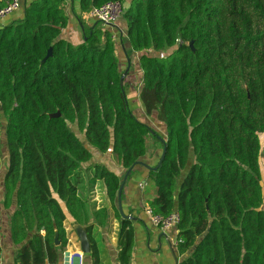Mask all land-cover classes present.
Wrapping results in <instances>:
<instances>
[{"label":"trees","instance_id":"trees-1","mask_svg":"<svg viewBox=\"0 0 264 264\" xmlns=\"http://www.w3.org/2000/svg\"><path fill=\"white\" fill-rule=\"evenodd\" d=\"M21 1L22 18L0 27L3 206L15 203L14 263L60 264L68 219L84 228L97 264L93 230L107 225L110 211L91 210L84 173L89 188L103 181L119 220L117 246L129 254L131 221L116 206L121 178L83 164L91 146L111 149L126 170L138 166L152 135L165 155L147 169L145 206L178 212V264H264V0H78V44L61 37L66 0ZM110 1L128 4L126 59L140 52L139 101L163 135L128 98L110 29L84 24L83 14Z\"/></svg>","mask_w":264,"mask_h":264},{"label":"crops","instance_id":"crops-1","mask_svg":"<svg viewBox=\"0 0 264 264\" xmlns=\"http://www.w3.org/2000/svg\"><path fill=\"white\" fill-rule=\"evenodd\" d=\"M65 10L69 16L68 23L61 31V37L68 40L73 44H78L82 41L83 30L74 12L79 13L78 0H66ZM74 11V12H73ZM23 16V6L12 11L11 13L0 18V27L9 24L13 20L20 19ZM85 26H91L96 20L88 14H83ZM117 26L121 27L123 34L120 35L115 28H108L112 32V37L115 41L116 53L122 69H125L123 83L128 91V98L133 101L136 111H138L143 120L149 122L151 127L160 134H164L163 125L154 120L151 116H146L139 101V89L141 85L142 72L139 68L138 60L140 52L132 51L129 60L126 59V44L125 41V25L122 19H118ZM124 41V42H123ZM139 82V83H138ZM137 83L139 84L137 86ZM137 86V88H136ZM135 87V88H134ZM151 148L146 151L145 156L142 158V163L149 166H154L160 155V146L151 144ZM89 148V146H88ZM93 148V147H92ZM92 157L89 162L84 163L83 167L99 163L104 165L107 169L114 172L119 178H123L126 169L123 168L113 157L111 149L102 153L96 149H91ZM85 174V184H83V192H86L90 200L91 210L106 207L110 211L109 221L105 227H95L93 230L94 239L98 248V261L97 264H178L179 258L177 256L176 248L174 245L175 234L173 231L169 233L167 238L161 231H159L150 222L147 214L145 213V197L143 196L144 190H151L150 185L147 184L148 170L143 165L135 166L130 174L127 176L122 193L121 202L122 208L130 219V227L133 232V246L129 254L122 255L117 246V232L119 228V220H117L112 212L111 203L106 195L105 186L102 180L97 179L91 188L88 187V176ZM90 174H92L90 170ZM84 182V181H83ZM2 184V183H1ZM3 187V185L1 186ZM2 191V192H1ZM0 191V264H15L14 253L17 245L13 244L10 239V232L8 227V220L15 208L13 202L11 207L5 208L3 206V189ZM117 206V202H116ZM118 208V207H117ZM122 219V218H121ZM65 229L68 236V245L62 256L60 264H65L68 255L75 258L78 264V254L82 256V264H93L90 252L82 253L81 248L77 246L72 249L73 243L71 239L76 236L79 246L80 241L76 233V227L70 220H66Z\"/></svg>","mask_w":264,"mask_h":264},{"label":"built area","instance_id":"built-area-1","mask_svg":"<svg viewBox=\"0 0 264 264\" xmlns=\"http://www.w3.org/2000/svg\"><path fill=\"white\" fill-rule=\"evenodd\" d=\"M21 5V0H10L3 8L0 9V18L11 13L12 11L18 9ZM124 11L123 3L119 1H110L102 4L99 7L93 8L88 15L93 17L100 26L103 28H115L120 35L123 34L121 27L117 26V20L121 18ZM145 213L147 214L150 222L159 231H161L167 238H169V233L173 231L176 233V225L179 222V214L176 210H172L169 214L163 216L154 213L150 208L145 206ZM176 244V239L174 238V245ZM78 264H82V256L78 254ZM65 264H76L75 258L68 255L65 260Z\"/></svg>","mask_w":264,"mask_h":264},{"label":"water","instance_id":"water-1","mask_svg":"<svg viewBox=\"0 0 264 264\" xmlns=\"http://www.w3.org/2000/svg\"><path fill=\"white\" fill-rule=\"evenodd\" d=\"M124 5V8L128 7V4L127 3H123ZM189 46L192 48V42H189ZM51 52V49H49L48 53L50 54ZM126 72L123 73V75L121 76L120 80H121V83L124 79V75H125ZM51 116H60V113L59 112H56L54 114H51ZM164 155H165V148L162 149V153L159 157V160L157 162V164L155 166H149V165H146L145 163H142V162H137L138 164L140 165H143L144 167H146L148 170L150 169H156L162 162L163 158H164ZM135 165V164H134ZM134 165H132L130 168H128L125 172V174L123 175V178L120 182V185L118 187V190H117V207H118V211L121 215V218L123 219H128L129 216L126 215L123 211V208H122V202H121V193H122V189H123V186H124V183H125V180L127 178V176L130 174L131 170L133 169ZM78 226V225H77ZM76 233H77V236L79 238V241H80V248H81V252L82 253H88L90 252V242H89V239L87 237V234L84 230L83 227H76ZM56 244H58V241L56 240L55 241Z\"/></svg>","mask_w":264,"mask_h":264},{"label":"rangeland","instance_id":"rangeland-1","mask_svg":"<svg viewBox=\"0 0 264 264\" xmlns=\"http://www.w3.org/2000/svg\"><path fill=\"white\" fill-rule=\"evenodd\" d=\"M148 52H150V51H148ZM138 83H137V86L139 85ZM137 86H136V88H137ZM71 127H73L75 129V131H77L75 125H73ZM2 128H4V125L2 126ZM80 134H81V136H79V138L83 141V143L85 145H88L86 140L84 139L83 134L82 133H80ZM1 135H2V137L0 139V191H1V189H3V187H1V186L3 185L4 169H5V166H6V147H5L4 140H3L4 129L2 130V134ZM111 141H112V139H111ZM153 143H154V146H160V143L152 135H148L147 138H146V149L149 150L151 148V146H152L151 144H153ZM260 143H261V146H263V144H264V134H260ZM89 148H90V146H89ZM91 149H94V148L91 147ZM259 162H260V168H261L262 174L264 175V158L262 156H260ZM86 175L88 176V174H86ZM84 178L86 179L85 174H84ZM180 178L181 177H179V180H180ZM263 178H264V176H263ZM85 179H84V182L80 185L81 186V190H82V188L84 186L83 184H85ZM262 185H263L262 188H263V206H264V182H263ZM71 242L73 243V246H71L72 249H74L76 246L78 248H80L79 242H78L76 236H73V238L71 239ZM64 253L65 252L63 251V254Z\"/></svg>","mask_w":264,"mask_h":264}]
</instances>
